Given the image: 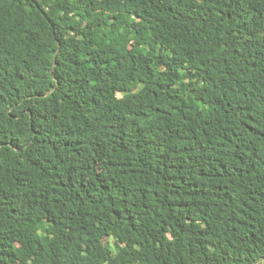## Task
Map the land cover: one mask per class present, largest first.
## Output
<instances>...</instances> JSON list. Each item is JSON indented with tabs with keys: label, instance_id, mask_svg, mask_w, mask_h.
Returning a JSON list of instances; mask_svg holds the SVG:
<instances>
[{
	"label": "trees",
	"instance_id": "16d2710c",
	"mask_svg": "<svg viewBox=\"0 0 264 264\" xmlns=\"http://www.w3.org/2000/svg\"><path fill=\"white\" fill-rule=\"evenodd\" d=\"M0 264H264V0H0Z\"/></svg>",
	"mask_w": 264,
	"mask_h": 264
},
{
	"label": "rangeland",
	"instance_id": "374dc122",
	"mask_svg": "<svg viewBox=\"0 0 264 264\" xmlns=\"http://www.w3.org/2000/svg\"><path fill=\"white\" fill-rule=\"evenodd\" d=\"M106 241L108 242V241H112V240H110L109 238H107Z\"/></svg>",
	"mask_w": 264,
	"mask_h": 264
}]
</instances>
